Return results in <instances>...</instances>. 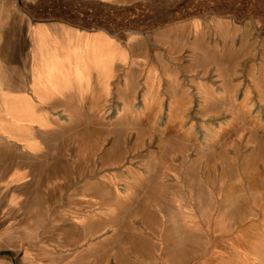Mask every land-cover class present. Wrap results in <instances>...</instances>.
Instances as JSON below:
<instances>
[{"label": "rangeland", "instance_id": "374dc122", "mask_svg": "<svg viewBox=\"0 0 264 264\" xmlns=\"http://www.w3.org/2000/svg\"><path fill=\"white\" fill-rule=\"evenodd\" d=\"M78 5L80 8H85V4L81 0H78ZM85 9H87V15H80L83 18L82 22L88 23L87 25L93 29L94 34H115L116 36L119 35V39L126 38L128 35L132 37L131 39H137L138 43L143 39L146 43L143 47L146 50L143 52L147 56L148 68L150 65L153 75L160 77L156 88L158 98L161 99L162 104H165V101L169 99L173 102L174 108L177 106L186 108L183 114L185 116L178 131L168 128L169 125L176 122L175 119L172 120L173 118H171L165 124L162 121L164 125L162 123L159 125L162 131L160 135L145 121L147 119L143 115L140 118H135V120L126 116L122 119L123 125H119L121 119L119 122L115 121V111H120L123 102L127 100V97H130V94H125V91L122 93L123 89L118 92L115 87L108 90L104 97L107 102L101 104L103 109L97 113L96 118L91 117L92 112L95 111V107L92 105L95 102V94L89 91L86 93L88 98H83L79 103L81 106L78 108L73 107L64 111V108L66 109L68 106L61 104L56 105L54 109H50L49 114L53 112V115L60 116L64 120L63 122L68 118V124H65L64 128L68 129L70 136H55L49 142L44 139V133L38 132L37 129L33 130L35 137L31 140V143L34 145L31 147L32 150H29L28 157L31 159L30 161L37 162L43 159L42 154L45 152L49 153L47 158L50 154L55 153L59 158L67 160L70 173L58 174L52 178L53 180L50 179L53 184H48L47 188L44 185L40 187L37 194L40 203L36 208L31 207L35 189L32 186L33 183L28 180L17 181L12 192L0 195V212L2 211L0 214H6L9 218L8 226L4 229L0 227V260H3L0 264H5L4 262H9L8 264H38V262L39 264H70L69 261L72 259L69 258L62 260L54 258L50 262L49 256L41 250L48 249L50 245L57 243L70 244L74 240L78 253H81L82 257H88L89 262L93 264L99 261L98 254L100 252L98 251L103 248L108 249L114 245L113 250L108 252L107 261L104 264H115L114 250L118 247H127V244L118 243L119 239L124 237L143 238L146 242L144 251H140L138 254L126 253V256L134 264H173L167 250V248L174 245L176 240L171 231L181 229L184 225V222H180L176 218L178 216L174 215L175 210L188 215V221H192L190 222L191 226H196L193 231L196 237L194 240L196 241L191 244L195 252L181 264H210L212 258H214L211 253L219 254L222 251L220 245L230 243V240L226 239H232L233 235L236 234V231L232 230L242 228L238 224H233L230 227L231 237L222 238V242L225 243L218 239L220 232L213 227V223L218 217L220 219L221 213L225 210L223 199L226 196H232L236 199L244 213L248 210L251 213L254 211L257 213L258 211L260 213L264 212V115L259 114L258 119L260 118V120L257 122L252 121V123L249 122L247 117L234 115L235 121L231 123L228 131H225L215 142H207V145L203 146L204 128L201 126L204 124V126H208L210 122L208 121L209 115L201 114L202 112L198 108L196 110V105H200L197 101L204 93L214 91L213 94L216 97L222 95L221 92L224 89L221 86L222 68L225 65L215 67L214 61L211 58L208 59L212 55L211 53H215V51H218V55L229 52L236 54L237 65L239 66L236 65L234 68L235 75L230 77L232 80L230 83L240 82L239 92L243 88L246 90L249 88L248 90L251 92H249V98H252V96L255 98L251 81L258 75L261 66L258 63L259 59H255V56L261 57L264 63V0H103V2H95ZM189 22L194 23L202 35H195L198 39L193 41L191 40L193 35L191 33L188 37V40H191L190 44L184 43L181 47L182 50L180 48V54L174 58L175 60H172L169 57V53L172 52V40L168 39V42H166L167 40L164 41L163 39L162 41L161 36L164 38V32L168 31L170 35L179 33L185 40L187 38L186 23ZM216 22L221 26H217ZM161 33L163 35H160ZM140 47L137 44V48L141 50L142 47ZM138 49L136 50L137 60L142 61V50L139 51ZM190 51L196 52L191 57L192 59L186 57L187 54H191ZM178 52L174 53L173 56ZM164 56L168 57V61L165 60ZM202 56H206V59H203ZM188 59H191V61H188ZM202 61H205V63ZM114 63L115 66L121 65L120 61ZM205 66L208 73L205 77L197 78V75L201 74V70ZM219 74L222 76H219ZM130 80L137 83L142 81L140 77L135 75L130 77ZM174 80L175 82L171 84ZM176 80L178 81L176 82ZM199 84H201V87ZM159 94L163 96H159ZM235 97V104H239L241 102L240 94L237 92ZM152 106L151 104L149 108L153 109ZM69 114L72 115L71 122H69ZM189 118L190 120H188ZM133 121H136V123L133 124ZM86 125L93 132L91 133L90 142L85 144L76 137V131L86 127ZM197 127L198 129H196ZM37 128L40 127L37 126ZM41 128L53 132L56 130V127L52 125ZM239 130L241 133H238ZM236 133L238 134L236 135ZM118 134L119 136H117ZM117 139L125 153L124 155L131 157L130 161L125 163L130 170L128 176L125 175L126 179L124 180L129 189L127 192H122L124 194H120V204L112 203V205H108L100 198L93 197L96 199V204L92 206L89 203L91 200L88 194L89 191L81 194L74 190L75 185L70 186V184L77 182V168L79 166H83L86 171L89 168L87 165L84 166L83 161L92 159L89 155L93 151L92 149L106 150ZM209 144L210 149L208 148ZM185 146L187 147L185 148ZM218 150L222 155L223 152L224 155L227 154L223 155L221 159L223 161L222 167L227 171L230 169L227 173L224 172L225 175L221 173L220 160L215 158ZM252 152L253 155L250 154ZM99 155L100 153L94 157V170L113 169L111 165L101 164ZM249 155L252 156L251 160L254 158L252 168L243 166ZM187 171L193 173V179L190 181L183 174ZM157 176L162 177V185L159 186L160 192L155 195V201L156 203L159 202V205L156 211L151 208L150 210L154 211L158 217L142 221V215L144 212L146 213L145 205H153V202L149 201L152 193L144 189L149 185L153 186L155 184L153 181L156 180ZM252 178L256 180L254 181ZM244 179H246V182L248 181L249 188L241 191L240 186L243 185ZM87 203H89L90 208ZM26 205H30L29 209ZM138 207L143 209L141 214L135 212ZM78 211L95 215L93 223H98L99 227H97L98 231L92 236H88L82 230V224L74 229L75 235L73 237L66 236L71 232L65 230L66 228L70 230L65 222V217ZM36 213L44 226L43 231L38 234L37 238L27 239L24 234L27 229L32 227ZM189 222H186L188 225H185L190 226ZM209 231H213V233ZM8 235H11L16 243H26L25 254L23 251L18 252L13 247L5 246ZM85 243H89V248L86 249ZM90 248L91 253L89 252L90 255L88 256L87 251H90ZM225 256L227 255L225 254Z\"/></svg>", "mask_w": 264, "mask_h": 264}, {"label": "bare ground", "instance_id": "6f19581e", "mask_svg": "<svg viewBox=\"0 0 264 264\" xmlns=\"http://www.w3.org/2000/svg\"><path fill=\"white\" fill-rule=\"evenodd\" d=\"M81 1L84 2L85 8L87 6H91L95 2H103V0ZM85 8L79 7L78 0H0V195L12 192L17 181H21L22 179L24 181L28 180L30 183H33L32 186L35 189L31 207L36 208L39 206L40 200L37 194L41 186L43 187L44 185L45 188H47V185L52 183L50 179L54 178L58 174L65 175L70 173L67 160L61 159V157L59 158L55 153H52V155L50 154L47 158L49 153L45 152L42 154L43 159L37 162L30 161L31 159L28 157L29 150L34 145L31 143V140L35 137L33 130L37 129L38 132L44 133V139L49 142L54 139L55 136H70L68 129L64 128L65 124H68L67 116L65 115L67 119L63 122L64 120H62L60 116L53 115V112H51L52 114H49V110L54 109L56 105L65 104L68 106L66 109L64 108V111L73 107L78 108L81 106L79 103L82 99L88 98L86 93L89 91L95 94H93L95 102L92 104L95 107V111L94 113L92 112L91 117L96 118L97 113L101 112L100 110L103 109L101 104L106 101L104 100V97L106 96L108 90L115 87L118 89V92L123 89L122 93L125 91V94H130V97H127V100L123 102L122 107H119L120 111H115V121L119 122L121 119L119 125H123L122 119L126 118V116L135 120V118H140V116L143 115L146 116L147 120L145 121H147V123L158 133V135H160L162 134V131L160 130L161 127H159V125L162 121L165 124L171 118H173L172 120L175 119L176 122L169 125L168 128H170V130L178 131L182 125L184 119L183 117L185 116L183 114L186 111V108L178 106L174 108L173 102L169 99L166 101L164 100L165 104L163 103V105L161 99L158 98L156 88L159 84L160 77L158 78L153 75L150 65L148 68L149 63L146 62L147 56L144 55V50H146V48H143L146 43L143 39H141L138 43L137 39H131L132 37L128 35L126 38L122 37L123 40H121L122 38L119 39V35H117V37L115 34H94L93 29L87 25L88 23L82 22L83 18L81 16L87 15V9ZM216 25L221 26L218 22H216ZM186 27L187 38L185 40L179 33L170 35V32L168 31L164 32V38L161 36L162 41L163 39L164 41L167 40L166 42H168V39L172 40V52L169 53V57L170 59L172 58V60H175L174 58L180 54V48L183 47L184 43L188 45L191 40L196 41L198 39L195 35H202L201 32L197 30L194 23H186ZM169 29L171 30V28ZM191 33L193 34L191 36L192 39L188 40ZM160 35L163 34L161 33ZM137 44L142 47H140L142 51L137 48ZM222 45L224 46L225 44L223 43ZM137 49L142 53V61L137 60ZM176 52H178V54L173 56ZM190 52L191 54H187L186 57L191 58L196 53L195 51ZM217 53L218 51H215V53L213 52L211 53V56L207 57L208 59L211 58V60L214 61L215 67H222L225 65V67L222 68L223 79L221 86L224 88L221 92L222 95L216 97V95L213 94L214 91H211L209 93H204L202 97H199L200 99L198 101L196 100L197 103L200 104L196 105V110L199 109L203 115L208 114V121H210L208 126H204L205 124L201 126L204 128V134L202 136L204 140L203 146L207 145V142H215V140L219 139L225 131H228L231 123L235 121L234 115L238 117H247L251 123L252 121L257 122L260 120V118L258 119L259 114L264 115V63L262 58L255 56V59H259L258 63L261 66L258 70V75L251 81L253 83L252 88L255 91V98L253 96L252 98H249V88L247 90L243 88V90L239 92L238 86L240 85V82L237 81L235 84L230 83L232 81L230 77L235 75L234 68L237 65L236 54L229 52L218 55ZM204 54L207 55L206 53ZM164 57L165 60L168 61V57ZM204 58L206 59V56L203 57V59ZM191 59H188V61H191ZM116 61H120L121 65L115 66L114 62ZM202 62L205 63V61ZM134 68L137 70H134ZM216 70L217 69L215 68V71ZM207 73L208 70L205 66L202 68L201 74H199V76L197 75V78L202 76L205 77ZM134 75L141 78V83L130 80V77H133ZM219 76L222 75L219 74ZM177 81L178 80H176V82ZM174 82L175 80L170 83L173 84ZM200 85L201 84H199V86ZM237 92L241 96V102H239V104H235V95ZM137 94L139 95L137 96ZM160 95L162 94H159V96ZM136 99H138V101L134 102ZM74 100L76 102H73ZM218 100L219 102L217 103ZM151 104L153 105V109L149 108ZM221 109L223 111H219ZM68 116L69 122H71L70 120H72V115L69 114ZM188 120H190V118ZM135 123L136 121H133V124ZM47 125L56 127L55 132L46 131L41 128L46 127ZM37 126L41 129L37 128ZM196 129H198V127ZM92 132L93 130L86 125V127L76 131V137L86 144V142H90ZM238 133H241L240 130ZM238 133H236V135ZM117 136H119V134ZM164 136L166 137V135ZM209 146L210 144L208 145V148ZM186 147L187 146H185V148ZM176 149H178V147H176ZM48 150L50 151V149ZM92 150L93 151L91 153L89 150V155L92 159H86L83 161L84 166L87 165L89 168L86 171L83 166V168L79 166L77 168V182L71 183L70 186L75 185L74 190L81 194L85 191H89L88 194L91 197L89 203H91L90 205L92 206L96 204V197L100 198L101 201L108 205H112V203L120 204V194L122 192H127L129 189L126 181L124 180L126 179L125 175H127L130 170L129 166L125 163H128L131 157L124 155L125 153L120 147L118 139L114 140L113 143H111V146H109L106 150ZM187 150L189 151L190 149ZM253 152L250 154L253 155ZM98 153H100V163L104 165H111L113 169H100L99 171L94 170V157H96V154ZM217 153V157H214L220 160L221 173L225 175L224 172L227 173L230 169L227 171L222 167L223 161L221 159L224 152L223 155L221 152L219 153V150ZM251 155H249L248 159L246 158L243 166L245 165L247 168H252V160L254 158L251 160ZM183 174L189 179V181L193 179V173L191 171L184 172ZM249 175L251 176V174ZM161 178V176H157L156 180L153 181L155 184L153 186L149 185L144 189L152 193L149 201H152L153 205H145L146 213H143L141 219L142 221L158 217L154 211L150 210V208L153 210L155 209L156 211L157 206L159 205V202L156 203L155 201V195L157 192H160L159 186L162 185ZM252 179L254 181L256 180L254 178ZM119 180L121 182H117ZM242 184L243 185L240 186L241 191L248 190L249 185L248 181L246 182V179L243 180ZM118 186L120 187L118 188ZM89 203L87 204L89 205ZM223 203L225 210L221 213L220 219L218 217L213 223V227L217 228L218 232H220L218 239L222 242V238H226L227 236L231 237L230 227H232L233 224H238V226H242V228L232 230L236 231V234H232L234 236L232 237L233 240L228 238L226 239L230 240V243H225L223 241L225 244L222 246L220 245L223 252L220 251L219 254H216L213 251L214 253H211L214 258H212V262L210 264H264V212L260 213L258 211L257 213L254 211L251 213L250 210H248L244 213V211H242L239 207L236 199L232 196H226L223 199ZM26 207L29 209L30 205H26ZM142 210V208L138 207L135 209V212L136 214L137 212L141 214L143 212ZM110 211L112 210L110 209ZM217 211L219 210L217 209ZM174 215L178 216L176 218L180 222H184V225L181 229L171 231V234L174 235L176 240L174 245L171 248H167V250L169 251L172 263L181 264V262L190 258L195 252L191 244L196 241L194 240L196 237L193 232L196 226H191L190 222L192 221H188L189 216L185 215V213L175 210ZM94 216L95 215L92 213L84 214L79 211L77 213H70V215H67V217H65V222L70 230L67 228L65 230L70 231L71 233L66 234V236L73 237L75 235L74 229L79 227L81 224L83 228L82 230L88 236L95 234L98 231L97 227H99V224L93 223ZM8 219V215H4L3 213L0 214L1 229L8 226ZM186 222H189L190 226H186ZM242 222L243 225L245 224L244 227ZM3 224L4 226H2ZM195 224L197 225V223ZM43 228L44 226L41 223V219L36 213L34 215V223L32 227L27 229L24 237L27 239L37 238L38 234L43 231ZM101 228H103V226ZM211 233H213V231ZM8 236L9 237L6 239L5 246L13 247L18 252L23 251L25 254L26 243H16L11 235ZM118 243L123 245L127 244V247H118L114 250L113 257L115 264H134L126 256V253L138 254L146 248V242L143 238L133 239L132 237H124L120 238ZM84 245H86V249L89 248V243H85ZM65 246L68 247L63 248ZM214 246L216 247V245ZM113 248L114 245L108 249L103 248L98 251L100 252L98 254L99 261L94 264H104L107 261L108 252H111ZM41 251L49 256L50 262H52L54 258L61 260L69 258L72 259L69 261L70 264H93L89 262L88 257L83 256V258L81 253H78V248L75 246V240L73 243H67L66 245L58 243L53 244L50 245L48 249H42ZM89 252L91 253V248L90 251H87L88 256L90 255ZM225 254L227 256H225ZM2 261L3 260L1 259L0 262ZM4 263L8 264L9 262Z\"/></svg>", "mask_w": 264, "mask_h": 264}]
</instances>
